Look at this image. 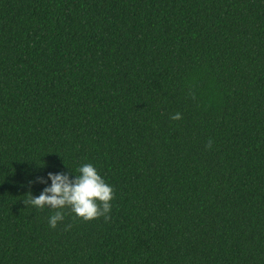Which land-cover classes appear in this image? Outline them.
Wrapping results in <instances>:
<instances>
[{
    "label": "trees",
    "instance_id": "1",
    "mask_svg": "<svg viewBox=\"0 0 264 264\" xmlns=\"http://www.w3.org/2000/svg\"><path fill=\"white\" fill-rule=\"evenodd\" d=\"M0 264H264V0H0Z\"/></svg>",
    "mask_w": 264,
    "mask_h": 264
},
{
    "label": "clouds",
    "instance_id": "2",
    "mask_svg": "<svg viewBox=\"0 0 264 264\" xmlns=\"http://www.w3.org/2000/svg\"><path fill=\"white\" fill-rule=\"evenodd\" d=\"M169 118L180 120L182 114L177 112ZM211 144L210 140L206 146L211 147ZM77 173L75 179H70L65 173H48L51 185L45 187L39 196H33L29 191L23 203L26 207L31 206L41 211L45 207L55 210L48 219L49 227L52 229L64 220V209H69L76 218L85 222L100 217H104L105 220L110 219L108 214L111 211V202L115 198L113 187L98 174V170L91 163L78 167ZM35 182L46 184L47 180L38 177ZM70 227L71 225L67 226V228Z\"/></svg>",
    "mask_w": 264,
    "mask_h": 264
}]
</instances>
